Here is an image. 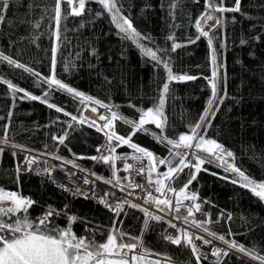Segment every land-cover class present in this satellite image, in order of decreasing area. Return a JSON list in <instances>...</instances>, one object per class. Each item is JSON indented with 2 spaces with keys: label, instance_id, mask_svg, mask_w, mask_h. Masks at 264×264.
Instances as JSON below:
<instances>
[{
  "label": "trees",
  "instance_id": "trees-1",
  "mask_svg": "<svg viewBox=\"0 0 264 264\" xmlns=\"http://www.w3.org/2000/svg\"><path fill=\"white\" fill-rule=\"evenodd\" d=\"M55 3L56 0H8L9 7L0 20V53L32 69L33 73H39L40 77H48L52 75V49L55 47L56 79L109 105L112 111L129 119L139 118L137 109L146 110L158 103L162 85L168 82L164 135L170 138L189 133L190 126L209 109L211 99L208 117L211 119V113L215 112V118L211 119L205 138L222 144L233 153L231 163L257 181H264V0H240L239 11H214L206 6L205 0H117L121 15L130 18L139 33L151 38L140 43L153 51L160 49L157 55L167 62L173 75L194 77L170 82L164 63L158 64L136 43L122 38L123 33L99 0H85V9L80 15H72L67 0H61L62 18L56 40ZM172 3L176 4L174 9L170 8ZM209 3L224 9L236 6L235 0H209ZM205 13L220 21L207 36L201 35L195 26L196 20ZM207 21L201 20L202 27ZM174 42L181 47L171 51ZM214 68L218 71L215 98L210 83ZM2 81H11L38 97L49 91L48 85L41 83L34 74L0 61V140L7 129V143H0V188L35 200L37 203L28 210L32 218L42 215L50 206L61 213L54 218L56 225L66 226L67 216L75 215L80 218L72 224L77 235H86L87 227L94 230L95 240H104L113 230V212L74 196L35 173L20 172L17 181L16 169L24 154L15 148L53 153L83 167L95 165L99 177L113 179L109 165L100 161L94 164V160L88 158L97 154L104 132L90 126L93 120L84 114L86 106L95 107L106 116H110L109 110L91 101L81 103L79 97L63 90L51 91L47 102L41 103L23 97L22 92H11ZM220 97H224L222 103H219ZM48 103L83 118L84 123L72 121L63 112L49 108ZM114 127L122 135L130 131L121 120L115 121ZM147 127L159 134L154 125ZM65 135L64 144L53 139ZM132 142L157 157L169 156L168 149L150 134L137 133ZM116 154L133 155V150L124 145L117 148ZM115 163L116 175L122 182L119 171L123 160ZM201 168L188 191L199 197L197 202L201 209L208 212L210 232L215 233V237L224 235L226 240L248 248L255 245L258 250L264 249V201L232 183L231 180L239 179L238 176L225 171L219 161L206 162ZM165 171L166 165H158L152 177L156 172ZM188 176V168H185L170 181L171 186L182 188ZM161 197V193L153 196ZM229 215L230 220L227 219ZM145 218L139 209L128 207L116 220L115 228L128 234L125 240L129 243L137 241L128 237L141 238L142 246L137 249L156 261L165 259L171 261L169 264H196L191 246L186 252L182 245L176 246L163 238L166 236L165 220H149L148 230H144ZM260 254L264 255V251ZM247 257L229 252L227 257L222 256L214 263L201 260V264H259ZM139 258L146 263L144 258Z\"/></svg>",
  "mask_w": 264,
  "mask_h": 264
},
{
  "label": "snow or ice",
  "instance_id": "snow-or-ice-1",
  "mask_svg": "<svg viewBox=\"0 0 264 264\" xmlns=\"http://www.w3.org/2000/svg\"><path fill=\"white\" fill-rule=\"evenodd\" d=\"M68 4L71 6L73 0H67ZM102 3L103 7L109 11L112 16L113 23L116 24L120 33H123L124 39L133 41L140 47L141 51L149 56L152 60L159 63H164L165 68H168V64L165 61H162L158 57L157 53L161 51L157 49L153 51L150 48H146L140 43V41L145 39H151L150 37L143 36L139 33L134 27L130 18L121 15V9L117 6V0H99ZM199 2V0H195ZM206 6L214 11H239L240 0H235V8L233 9H224L218 4L209 3V0H205ZM9 4L8 0H0V20H3V13L8 9ZM176 4H170V8H175ZM85 9V0H79L78 9L72 7V15H80ZM55 16L54 20L56 22V37L59 39V28L61 21V0H56L55 7L53 9ZM171 14V12H170ZM210 13L202 14L195 22V26L201 35L207 36L208 32L203 30L201 25V20L212 19ZM217 23H220L219 19ZM172 39V37H169ZM258 39V38H257ZM194 42V41H190ZM211 44V41H209ZM181 47L178 43H173L171 51H175L176 48ZM56 51L57 49L53 47L52 49V75L48 77H40L39 73H33V70L26 68L24 65L17 63L15 60L11 59L8 56L0 53V61H6L8 65L14 66L16 68H22L29 73L34 74L40 79L41 83L47 84L49 91L44 92L43 97H38L31 95L24 89L18 88L11 81H2L7 84L8 89L13 92H22L23 97H27L31 100H40L41 103H46V98L51 91H66L69 94H72L74 97H79L81 103L85 101H91L92 104H98L101 107H105L109 110L110 116L101 114L99 116L100 120L105 121L104 125L101 127L96 124L95 121L91 122L90 126L97 128V131L104 132L106 137L105 151L107 155L101 153L99 156H91L89 159L103 162L104 164L109 165L113 172V179H103L97 177V179H103L105 184L111 185L112 187H119L120 191L124 190V186L121 184L120 178L116 175L118 169L116 167L117 160H126L128 154L123 156L117 155V148L126 145L129 149L133 150L132 159L133 160H142L146 158L148 160L147 172H148V181L149 184L153 183L152 173L153 170L158 165H166L167 171L161 172L158 174V177L155 180L157 187L155 188L156 192L164 195V199L152 198V193L147 192L145 198V203H149L150 200L157 208L158 212H164L165 215L175 213L173 219H180L181 208L187 209V216L184 217L185 222L187 218L192 216L194 212H199L201 210V205L195 203L199 197L195 193H190L188 189L192 182L196 179L197 173H199L202 168L201 166L208 162L213 163L219 161L225 168V171H230L239 179H232L231 182L234 184H239L240 187L248 189L255 197L260 201H264V181H257L256 179L247 175L243 170L237 167L234 163H228L226 157H232L234 159L233 153L224 148L222 144L217 142L215 139L205 138L207 136L208 127L211 126V119L215 118V112L211 113V119L208 117V112L211 110L212 100L209 101V109H206L205 114L200 117V120L190 126L189 133L180 134L178 138H170L165 136V128L167 126V117L164 113L165 99L169 93V83L165 82L162 85L161 94L158 99V103L154 104L152 107L145 109H137L139 112L138 119H129L125 116L120 115L118 112L112 111L109 105L103 104L99 100H95L92 97L85 96L83 93L74 90L73 88L67 86L65 83L61 82L55 77V64H56ZM213 61L215 62V52L213 51ZM222 67V65L220 66ZM218 76V71L214 68L213 78L210 80L212 86V95L213 98L216 96L217 83L216 78ZM194 79L192 76L188 75H173L170 68H168V81L173 80H191ZM22 97V98H23ZM224 97H220L219 103L223 102ZM49 108H55L57 112H63V109L56 106L55 104L48 103ZM130 107L136 108L135 105H129ZM219 110V105L216 107V111ZM92 111L95 112L96 108L93 107ZM65 116H70L72 121H78L84 123L83 118H78L75 115H72L68 112H63ZM117 120L123 121L124 124L130 127V131L126 135H122L115 131L114 122ZM148 125H154L156 129H159V134H157L152 129L148 128ZM71 127V125H69ZM202 130V133H201ZM137 133L150 134L153 138L160 144L164 145L168 149L169 156L168 158L157 157L152 151L147 150L144 147L139 146L138 144L132 142L133 136ZM65 136L56 137L53 139L56 140L59 144H64ZM195 141V143H193ZM0 143H7V129L5 128L4 138L0 140ZM13 147H22L13 145ZM181 148L184 151H179ZM2 152V149H0ZM97 152H101L100 148H97ZM200 153H204L201 155ZM15 155V153H13ZM56 159H62L60 157H53ZM78 159H83V157H78ZM27 168L25 171L31 172L33 163L37 162L36 157H26ZM175 161V163H174ZM64 163H73L72 161H64ZM73 167H78L73 163ZM131 164L124 163L123 170L129 171L131 169ZM185 168L194 169V171L189 173L187 182L183 185L182 188L176 189L168 185V192L175 194V202L171 197H168L164 192L163 188L165 187V180H173L183 172ZM83 171V169H81ZM145 168L139 170V174H144ZM207 171V169H203ZM21 168L17 166V181H19ZM45 173L49 176L50 179H55L51 176V171L45 169ZM39 174V172H37ZM93 176H96L95 173H92ZM215 175V173H213ZM226 179L227 177H221ZM124 179H127L125 177ZM84 184H89L90 181L85 178ZM134 187H142L139 184H136ZM69 186L67 184L62 186V190L68 191ZM91 191H95L92 189ZM72 195L74 196H83L85 199L90 198L87 193H85L79 186H75L72 190ZM131 195V193H128ZM115 196V193L104 192L102 197H97L98 201L109 211L113 212V230L106 234L104 240L97 241L94 238V230L85 228L86 235H77L72 228V224L80 220L79 217L72 215L67 216L68 224L64 227L58 226L55 224L54 218L59 216L61 213L57 212L55 209L48 207L42 215H37L35 218H32L29 213V208H31L35 203V200L24 197L16 191H10L3 188H0V264H130L129 260L126 259L128 252H135V250L142 246V239L137 237H128L130 240L137 241L135 243H129L125 240V237L128 236L127 233L120 231L115 228L116 220L119 219L121 212L124 211V205L127 204L130 208H137L144 213L146 217L143 221L144 230H148L149 220L160 222L164 220V216L156 215L147 209L142 208L140 205L131 203L128 200L121 199L116 197L114 201L109 202V197ZM185 200H190L193 203L185 205L183 202ZM126 214V213H125ZM67 215V214H65ZM227 219H231L229 215ZM122 223V221H121ZM170 228L175 229V234H169L164 239L168 240L176 246H180L182 238L186 240L187 244L191 246L192 254L195 256L196 264H201V260L207 259L209 255L220 257L221 254L227 257L229 252L223 249L213 247L210 252L199 251L198 246L194 242L195 240H201L204 244H210L211 241L205 240L202 236H193L190 235L185 229L178 228L176 224L172 223L171 220L167 221ZM192 223L196 224L198 227H202L206 221H195ZM207 231V229H204ZM212 236H216L215 233H209ZM231 234V233H229ZM220 241L228 244L229 248H234L237 251L243 253L246 256H249L253 260H257L259 264H264V255L260 254L264 249H257L254 245L252 248H248L244 245L239 244L236 241L226 240L224 235L218 237ZM139 257L137 255L131 256V262L135 264ZM154 264H160L157 260ZM219 264V262H217Z\"/></svg>",
  "mask_w": 264,
  "mask_h": 264
},
{
  "label": "bare ground",
  "instance_id": "bare-ground-1",
  "mask_svg": "<svg viewBox=\"0 0 264 264\" xmlns=\"http://www.w3.org/2000/svg\"><path fill=\"white\" fill-rule=\"evenodd\" d=\"M73 7H78V5L76 4H72ZM213 25V23H212ZM85 114L87 116H91L93 119L100 121L99 117H97L96 115H93L91 113H88V110L85 111ZM107 141H106V137L104 135V139L103 142L101 143V145L99 146V148L101 149V152H97V154L95 156H99L101 155V153H104L105 155H107V152L105 151V145H106ZM15 150H18L19 152L24 154L23 160L20 163V168L21 171L23 173H35L36 175L42 177V178H47L49 179L55 186L62 188L63 185L67 184L69 186L68 192L72 193V190L75 186H79L75 183V180L80 178L82 179V181L87 178L88 180L91 178H95V186L94 187H87L85 185H80L79 187L89 195L90 198H88L87 200H90L94 203L100 204L102 206H104V204L100 203L97 199V197H102L104 194V192H111V193H115V196L113 197H109V202H112L115 200L116 197H121L122 193H124L125 191H127V186L129 184L131 175L134 173L135 171V167H136V163L135 161L131 158L132 154L128 155V158L126 160H123V164L124 163H129L131 164V169L129 171H124L123 170V164L122 167L120 168V171L122 173H119L120 176L123 178V181L121 182V184L124 186V190L120 191V188L117 187H112L111 185L105 184L103 182V179H97V177H99L97 175V173L95 172L94 166L91 167H83L80 166L78 164V162L73 161L74 164H76L78 167H73V163H64V159H56L53 157H57L55 154L53 153H47V152H40V151H35V154L33 157H36L37 162L33 163L31 165L32 167V171L28 172L25 171L24 169L27 168V162L25 160V158L27 157V151L28 149H23V148H15ZM146 159V158H145ZM97 161L94 160V164ZM49 169L51 171V176L54 177L55 179H50L49 176L45 173V169ZM83 169V171L81 170ZM68 171L69 176H68V180L66 182H57V180H62V176H60V174L64 171ZM119 171V172H120ZM37 172H39V174H37ZM92 173H95L96 176H93ZM125 177H127V179H124ZM154 183V182H153ZM92 189H94L95 191H91ZM177 189V188H176ZM159 194V192H156L154 190V195ZM168 197H171L173 199V202H175V194L174 193H170L169 195H167ZM81 198H84L83 196H78ZM85 199V198H84ZM162 199V198H160ZM143 206V205H140ZM105 207V206H104ZM129 206L127 204H125L124 210L127 209ZM108 209V208H107ZM150 212H152V210H150ZM220 241V240H219ZM220 243L224 244L225 246L229 247L228 244L220 241ZM139 251V249L137 250ZM234 254L243 257V258H247L246 256H244L242 253H240L239 251H237L236 249L233 252ZM134 255L133 252H128L127 253V257L128 260L130 262V264H133V262H131V256Z\"/></svg>",
  "mask_w": 264,
  "mask_h": 264
},
{
  "label": "built area",
  "instance_id": "built-area-1",
  "mask_svg": "<svg viewBox=\"0 0 264 264\" xmlns=\"http://www.w3.org/2000/svg\"><path fill=\"white\" fill-rule=\"evenodd\" d=\"M34 154H35L34 152H28L27 157L31 158L34 156ZM134 161L136 163L135 171L131 175L129 184L127 186V191H125L124 193L121 192L122 196L120 198L124 199V200H128L131 203H134L137 205H143L141 207H144L148 210L158 212L156 207H152V206L148 205V203H145V198L147 196V192L152 193L155 190V188L157 187L155 182L152 184H149L148 172H147V165H148L147 160L144 158L142 160H134ZM141 168L146 169L144 174H142V175L139 174V170ZM60 176H62V180H57V182H66L68 180L69 173L66 170V171L62 172L60 174ZM83 181L80 177V178L75 180V183L79 186L85 185V186L91 188V187L95 186L96 180H95V178L89 179V181H90L89 184H84ZM136 184H139L142 187H134ZM128 193H131V195H128ZM191 203H193V202L190 200H186L184 202L185 205H189ZM123 207H125V205ZM184 209L187 210L186 208H184ZM158 213H160V215L164 216L167 221L171 220V222L176 224L178 228L185 229L190 235L202 236V237H204L205 240L211 241L210 244H204L203 241H201V240H195V243L198 246L199 251L201 253L210 252V250L213 247L223 249L226 251H230V252H234V250H235L234 248H229V247L225 246L224 244L220 243V241H218V240L214 239L212 236H210V234L204 230V228H203L204 225L202 227H198L194 223L185 222L183 217H180V219H173V216H174L173 213L168 214V215H165V213H162V212H158ZM192 219L195 221H206V223H207L208 222V214L204 211L194 212ZM175 232H176V230L170 228L168 225L167 230H166V235L175 234ZM184 242H185V239L182 238V243H184ZM221 255H220V257H221ZM219 258L216 256L209 255L208 258L205 260L208 262H214V261L218 260Z\"/></svg>",
  "mask_w": 264,
  "mask_h": 264
},
{
  "label": "rangeland",
  "instance_id": "rangeland-1",
  "mask_svg": "<svg viewBox=\"0 0 264 264\" xmlns=\"http://www.w3.org/2000/svg\"><path fill=\"white\" fill-rule=\"evenodd\" d=\"M74 4H76V5H78L79 4V0H73V5ZM72 5H71V9H72ZM76 7V6H75ZM77 9H78V7H76ZM217 20H218V17H213L212 19H210L209 21H207V23L203 26V30L205 31V32H208V34L209 35H211L212 34V31H213V28L217 25ZM212 23H213V25H212ZM56 40H57V37H56ZM87 110H88V113H91V114H93V115H96L97 117H99L102 113L100 112V111H98L97 109H96V111L95 112H93L92 111V107H90V106H87ZM104 115V114H103ZM89 117H91V116H89ZM92 118V117H91ZM95 120V119H94ZM97 121V120H96ZM100 121H102V123H103V120H100ZM100 121H98V122H100ZM193 143H195V141L193 142ZM191 170L192 169H190V168H188V171H189V173L191 172ZM119 173H122L121 171L119 172ZM120 175V174H119ZM241 253V252H240ZM243 254V253H242ZM244 255V254H243ZM244 256H246V255H244ZM247 257V256H246ZM248 258V257H247ZM154 262L155 261H153V260H151V261H149L148 262V264H154ZM136 264H141V259L139 258L138 259V261L136 262ZM187 264V263H186Z\"/></svg>",
  "mask_w": 264,
  "mask_h": 264
},
{
  "label": "crops",
  "instance_id": "crops-1",
  "mask_svg": "<svg viewBox=\"0 0 264 264\" xmlns=\"http://www.w3.org/2000/svg\"><path fill=\"white\" fill-rule=\"evenodd\" d=\"M148 260H152V259H149V258L148 259H145L146 263L145 262H141V264H147L149 262ZM135 264H136V262H135Z\"/></svg>",
  "mask_w": 264,
  "mask_h": 264
}]
</instances>
